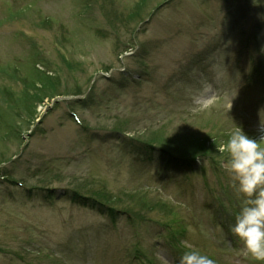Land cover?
<instances>
[{"label":"rangeland","instance_id":"rangeland-1","mask_svg":"<svg viewBox=\"0 0 264 264\" xmlns=\"http://www.w3.org/2000/svg\"><path fill=\"white\" fill-rule=\"evenodd\" d=\"M237 126L264 135V3L0 0V264H264L231 243Z\"/></svg>","mask_w":264,"mask_h":264},{"label":"clouds","instance_id":"clouds-1","mask_svg":"<svg viewBox=\"0 0 264 264\" xmlns=\"http://www.w3.org/2000/svg\"><path fill=\"white\" fill-rule=\"evenodd\" d=\"M216 150L227 153L220 161L221 167L231 177L234 189L245 197L229 231L242 242L247 254L256 261H264V135L255 139L237 126ZM179 264H214V261L191 250L181 255Z\"/></svg>","mask_w":264,"mask_h":264},{"label":"trees","instance_id":"trees-1","mask_svg":"<svg viewBox=\"0 0 264 264\" xmlns=\"http://www.w3.org/2000/svg\"><path fill=\"white\" fill-rule=\"evenodd\" d=\"M56 97V96H55ZM54 98V97H53ZM196 144H199L201 148H205V144L206 142L202 141V142H197ZM106 193V192H105Z\"/></svg>","mask_w":264,"mask_h":264}]
</instances>
